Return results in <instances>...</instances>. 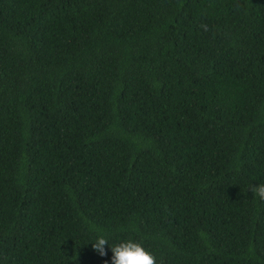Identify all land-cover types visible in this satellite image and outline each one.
Segmentation results:
<instances>
[{
  "label": "trees",
  "instance_id": "obj_1",
  "mask_svg": "<svg viewBox=\"0 0 264 264\" xmlns=\"http://www.w3.org/2000/svg\"><path fill=\"white\" fill-rule=\"evenodd\" d=\"M259 183L264 0H0V264H264Z\"/></svg>",
  "mask_w": 264,
  "mask_h": 264
},
{
  "label": "clouds",
  "instance_id": "obj_2",
  "mask_svg": "<svg viewBox=\"0 0 264 264\" xmlns=\"http://www.w3.org/2000/svg\"><path fill=\"white\" fill-rule=\"evenodd\" d=\"M250 191L253 196L264 201V183L251 186ZM95 227V226H93ZM108 239L105 235H98L92 243V247L101 256L106 255L105 245ZM112 264H156L155 256L139 242L133 240L122 241L111 246Z\"/></svg>",
  "mask_w": 264,
  "mask_h": 264
}]
</instances>
